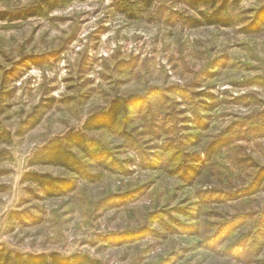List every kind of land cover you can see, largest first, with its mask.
<instances>
[{"label": "rangeland", "instance_id": "obj_1", "mask_svg": "<svg viewBox=\"0 0 264 264\" xmlns=\"http://www.w3.org/2000/svg\"><path fill=\"white\" fill-rule=\"evenodd\" d=\"M188 1L0 0V256L264 264V29L244 32L264 0H231L228 28L192 27L212 10ZM117 101L83 175L30 164Z\"/></svg>", "mask_w": 264, "mask_h": 264}, {"label": "trees", "instance_id": "obj_2", "mask_svg": "<svg viewBox=\"0 0 264 264\" xmlns=\"http://www.w3.org/2000/svg\"><path fill=\"white\" fill-rule=\"evenodd\" d=\"M241 0L233 2L239 3ZM189 0V6L200 10L201 7L211 9V12L200 11L201 18H190L189 23L192 27L201 26H221L232 27L235 25L234 20L228 15L231 0ZM55 7L54 5L51 8ZM32 11V10H31ZM41 13L40 7L36 11L24 15L26 17L37 16ZM9 16L5 12H0V20H5ZM21 18V17H19ZM16 18V19H19ZM188 21V20H187ZM264 29V10L260 12L255 20L244 29L246 34H255ZM128 112L127 104L123 102H113L107 111L101 114L92 115L83 125V130L72 131L68 133L63 139L53 140L43 150L38 151L31 159L32 166L50 165L61 167L76 175H83V166L78 159V154H84L92 158L100 160L103 156L101 148L92 149L90 140L86 132H93L96 130L110 131L115 128L119 122L121 114ZM6 138L5 133L0 132V141ZM228 143L215 142L207 150L210 156L216 153V150L226 147ZM28 180L36 183L38 188L42 190L48 197L57 196L62 193L73 190V181L71 179H62L52 177L50 175H40L31 173ZM251 195L255 194V189L251 191ZM0 264H101L98 260H93L87 256L74 254L70 257H61L58 254L45 255H31V254H16L8 253L0 256Z\"/></svg>", "mask_w": 264, "mask_h": 264}]
</instances>
